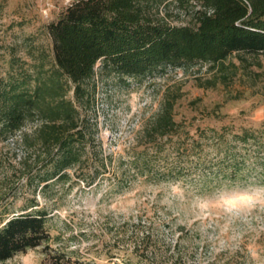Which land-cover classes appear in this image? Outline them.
I'll use <instances>...</instances> for the list:
<instances>
[{
	"label": "rangeland",
	"instance_id": "374dc122",
	"mask_svg": "<svg viewBox=\"0 0 264 264\" xmlns=\"http://www.w3.org/2000/svg\"><path fill=\"white\" fill-rule=\"evenodd\" d=\"M43 6L0 0V83L31 89L52 66L47 26L66 6L49 0L48 17ZM95 69L84 103L76 101L89 136L68 178L41 189L35 170L29 180L20 165V133L0 137V218L35 199L52 250L72 264H264V54L135 79ZM164 103L176 133L156 139L147 130ZM243 130L254 135L248 143L239 141ZM0 264L49 261L39 247Z\"/></svg>",
	"mask_w": 264,
	"mask_h": 264
},
{
	"label": "trees",
	"instance_id": "16d2710c",
	"mask_svg": "<svg viewBox=\"0 0 264 264\" xmlns=\"http://www.w3.org/2000/svg\"><path fill=\"white\" fill-rule=\"evenodd\" d=\"M174 17L189 21L177 25ZM47 29L52 66L37 72L31 89L0 83V137L20 133V165L29 180L39 176L41 189L68 178L67 171L81 160L90 125L76 101L84 103V85L97 63L101 70L135 79L167 66L222 65L233 53L264 54V0H79ZM172 108L164 103L148 135L176 133ZM31 121L36 127L23 131ZM242 132L240 142L254 138ZM36 206L34 199L21 214L0 218V263L42 247L49 264H72L66 253L52 250L47 214L34 211Z\"/></svg>",
	"mask_w": 264,
	"mask_h": 264
},
{
	"label": "built area",
	"instance_id": "2783aa9c",
	"mask_svg": "<svg viewBox=\"0 0 264 264\" xmlns=\"http://www.w3.org/2000/svg\"><path fill=\"white\" fill-rule=\"evenodd\" d=\"M44 2V6L41 9V13L43 16L48 17L49 16V0H42ZM73 3L72 0H63V4L67 7Z\"/></svg>",
	"mask_w": 264,
	"mask_h": 264
}]
</instances>
